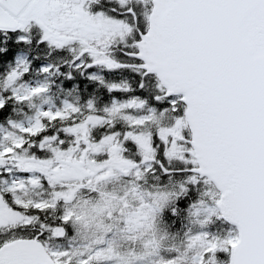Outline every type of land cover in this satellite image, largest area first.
<instances>
[{
    "label": "snow or ice",
    "instance_id": "1",
    "mask_svg": "<svg viewBox=\"0 0 264 264\" xmlns=\"http://www.w3.org/2000/svg\"><path fill=\"white\" fill-rule=\"evenodd\" d=\"M0 264H264V0H0Z\"/></svg>",
    "mask_w": 264,
    "mask_h": 264
}]
</instances>
